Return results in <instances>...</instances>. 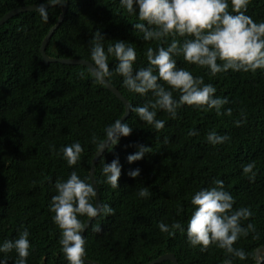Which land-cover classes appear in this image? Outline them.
<instances>
[{"label": "trees", "instance_id": "1", "mask_svg": "<svg viewBox=\"0 0 264 264\" xmlns=\"http://www.w3.org/2000/svg\"><path fill=\"white\" fill-rule=\"evenodd\" d=\"M67 1L64 18L45 46L49 56L83 58L93 63L91 41L99 32L105 49L117 41L132 45L137 56L133 67L138 70L150 66L146 55L149 47L156 50L171 43L172 37L163 45L144 41L143 33L134 27L142 23L135 4L136 14H129L120 0ZM42 2L46 0H0V18L15 7ZM60 11V6L48 7V22L31 10L0 25V245L27 230L31 248L26 264H69L59 243L61 230L50 210L51 198L57 194L55 183L66 181L73 171L91 183L89 170L97 151L92 137L102 142L107 127L125 110L122 101L97 82L87 66L43 62L39 48ZM245 14L257 23L264 22V0H250ZM176 39L182 44L191 37ZM174 59L178 68L203 77L206 84L216 88L215 95L226 97L229 103L219 115L206 106H181L175 119L157 110L156 118L165 122L159 131L129 111L122 123L132 127L131 134L106 148L95 163L100 205H109L114 215L101 214L91 220L82 234L86 241L84 258L101 264H145L172 253L178 264L223 263L229 258L225 250L211 245L201 251L187 238L188 221L195 211L192 197L215 186L219 179L235 199L234 209L247 207L254 214L242 225L255 224L259 238L253 239L254 233L241 236L234 247L248 257L232 258L233 264H252L254 250L264 246V69L247 73L229 70L213 76L208 68L187 63L182 54ZM108 63L114 74L107 80L130 102V108L154 102L151 92L142 96L123 85V77L115 74L118 61L114 56H109ZM158 82L179 99V91ZM228 108L232 109L231 116L223 114ZM236 121H241L239 127ZM190 131L197 135H189ZM212 131L230 139L213 145L207 140ZM76 142L83 152L78 163L69 166L61 150ZM140 146L151 151L129 163L127 157L137 153ZM117 158L121 176L118 188H113L102 169ZM253 161L257 173L254 180L242 171ZM135 169H140V175L133 179L129 172ZM144 187L148 197L138 195ZM91 202L94 205V197ZM78 218L85 222L88 217ZM161 222L169 226L179 222L184 231L177 230L175 235L161 232ZM97 226L101 231L93 230ZM4 258L8 264H15L18 256L13 250L0 253V259Z\"/></svg>", "mask_w": 264, "mask_h": 264}, {"label": "clouds", "instance_id": "2", "mask_svg": "<svg viewBox=\"0 0 264 264\" xmlns=\"http://www.w3.org/2000/svg\"><path fill=\"white\" fill-rule=\"evenodd\" d=\"M63 2L64 0H46L35 11L44 22H48V6L54 8ZM120 3L129 14H136L134 4L138 6V19L142 23H136L134 27L143 33L144 41H160L163 45L172 37L171 43L156 50L149 47L146 55L150 66L134 70L136 49L123 41L110 43L105 49L103 37L96 32L91 41L93 64L89 71L97 82L104 83L114 74L108 63L109 56H114L118 61L115 74L123 77V85L129 91L142 96L149 92L154 95V102L149 101L130 110L157 131L165 127V122L156 118L157 110H164L175 119L181 106H206L208 109H215L219 115L224 105L229 103L226 97H217L216 88L206 84L203 77H194L190 71L178 68L175 56L182 54L187 63L206 67L213 76L229 70L247 73L264 69V22L257 23L245 14L250 0H230L231 12L229 0H120ZM177 36L191 39H185L181 44L176 39ZM157 71L158 74H155ZM158 81L179 91V99H175L173 92ZM223 114L231 116L232 109H226ZM240 125L241 121H236V126ZM105 131L107 138L100 143H97L95 135L92 137L91 142L96 144L98 155L105 148L116 145L121 136L128 137L132 127L117 119ZM189 135L195 136L197 133L190 131ZM229 139L230 137L218 135L214 131L207 135L208 142L213 145L223 144ZM61 151L67 164L73 166L80 160L83 148L76 142L63 147ZM150 151L151 148L140 146L139 151L129 155L127 160L129 163L139 161ZM255 168L256 163L253 161L245 164L242 171L245 175L250 174V179L254 180L257 175ZM102 171L107 183L118 188L121 176L119 159L104 164ZM129 175L135 179L140 175V169L130 171ZM214 184L211 188L196 192L192 197L191 203L195 206V211L188 221V241L193 247L200 246L201 251H206L211 245L225 250L229 258L223 264H233L232 258L246 260L248 254L234 247V244L241 236L247 237L249 233L255 234L253 239L259 238L255 224L242 225V221L249 220L254 214L247 207L234 209L236 201L225 191L223 181L218 179ZM55 189L57 194L51 198L50 210L55 214L54 223L61 230L59 243L62 252L69 264H85L86 241L82 232L87 225L78 217L94 219L101 214L114 215V209L107 204L94 206L91 201L97 194L96 186L87 179L82 180L75 171L66 181H57ZM138 195L148 197V188L140 189ZM158 227L161 232L169 235H175L177 230L184 231L179 222H174L171 226L161 222ZM93 230L99 232L101 228L97 226ZM30 248L29 232L24 230L15 240L4 241L0 245V253L15 250L18 256L15 264H26ZM0 264H8L7 258L0 259Z\"/></svg>", "mask_w": 264, "mask_h": 264}, {"label": "water", "instance_id": "3", "mask_svg": "<svg viewBox=\"0 0 264 264\" xmlns=\"http://www.w3.org/2000/svg\"><path fill=\"white\" fill-rule=\"evenodd\" d=\"M42 3H45V2H42ZM40 4L41 3L29 4V5L18 6V7H15L13 9H10L9 11H7L0 18V25H2L4 22H6L8 19H10L11 17H13L14 15H16L18 13L25 12V11L35 10ZM59 6L61 7V11H60V13L58 15L57 21L49 29V31L47 32V34L43 38V40L41 42V45H40V48H39V51H40L41 56H42V60H43V62H45L47 64L50 63V62H61V63H66V64H83V65L87 66L88 68H90V66L93 63L90 62L89 60H86V59H83V58H55V57H52V56H49V55L46 54V52H45V46H46L47 42L49 41V38H50L51 34L53 33V31L56 29V27L63 20L64 15H65V13L67 11L68 1L67 0H64V2L62 3V5H59ZM48 7H51V6H48ZM103 84L117 98H119L122 101V103L124 105V109H125L124 110V113L119 118V119H121V122H122V120H124L128 116V114H129V111H130V102L107 79L105 80V82ZM106 138L107 137H105V139ZM101 154L98 155L97 154V151L95 152V154H94V156H93V158L91 160V165H90V170H89V178H90V181H91V183H93L96 186V192H97L96 196L94 197V206L100 205V196H99L97 184H96L95 179H94V167H95V163L97 162V160L101 156ZM92 219L93 218H87L84 223L88 226ZM85 229H84V231H85ZM83 232H82V234H83ZM164 260H169V261L172 262V264H178L177 259L175 258V256L172 253H164V254H161L158 257L154 258L153 260H151V261H149V262H147L145 264H156V263H159V262L164 261ZM254 260H255V262L252 263V264H261L264 261V246H259L257 249L254 250ZM84 261L86 263H88V264H101V263H99L97 261L89 260V259H86V258H84ZM220 264H223V263H220ZM244 264H250V263H244Z\"/></svg>", "mask_w": 264, "mask_h": 264}]
</instances>
